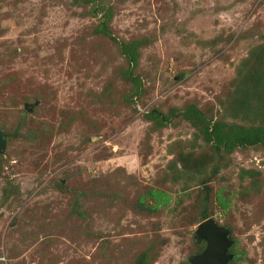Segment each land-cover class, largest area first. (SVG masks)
Wrapping results in <instances>:
<instances>
[{
	"label": "rangeland",
	"instance_id": "rangeland-1",
	"mask_svg": "<svg viewBox=\"0 0 264 264\" xmlns=\"http://www.w3.org/2000/svg\"><path fill=\"white\" fill-rule=\"evenodd\" d=\"M262 96L264 0H0V264H264Z\"/></svg>",
	"mask_w": 264,
	"mask_h": 264
},
{
	"label": "water",
	"instance_id": "water-1",
	"mask_svg": "<svg viewBox=\"0 0 264 264\" xmlns=\"http://www.w3.org/2000/svg\"><path fill=\"white\" fill-rule=\"evenodd\" d=\"M32 106H25L30 111ZM6 147L3 133L0 131V153ZM195 239L204 243L205 248L201 254L192 257L190 264H232L235 255L230 251L235 242L230 239V230L219 226L213 218L201 222L195 231Z\"/></svg>",
	"mask_w": 264,
	"mask_h": 264
},
{
	"label": "trees",
	"instance_id": "trees-1",
	"mask_svg": "<svg viewBox=\"0 0 264 264\" xmlns=\"http://www.w3.org/2000/svg\"><path fill=\"white\" fill-rule=\"evenodd\" d=\"M106 23H109V22L106 21L105 25L100 26V29H99V32H101L103 35H105L106 31H107ZM132 57L134 58V54L132 55ZM248 84H249V82H248ZM260 86L262 87L263 83L260 82L259 87ZM262 97H264V96H262ZM248 110H250V109H248ZM205 133H208V128H207V131ZM212 133L214 136L213 135H209V136L214 138V141L218 146H221L223 141H224L223 134H221L219 132V130L216 128H214L212 130ZM224 135H232V139L235 138L233 141H231V143H232L231 145H234V144L242 145V143L248 142V143L253 144V145L262 144L264 146V128H258L255 130H249L248 129L245 131L240 130V132L236 131V134H226L225 133ZM145 198L154 202L153 205L149 204L148 206H146L147 209L157 210L160 206H164L167 203V201L169 200V195L164 193V192L151 189L149 191V193L145 195ZM218 204H219L220 208H222V210L225 209V204L221 200L219 201ZM73 207H75L74 204H73L72 208ZM204 208H205V205H204ZM209 218H210V215L206 212V210H202L201 216H200L201 222H203ZM144 257H145V255H144ZM141 262H144L143 258L141 259Z\"/></svg>",
	"mask_w": 264,
	"mask_h": 264
}]
</instances>
